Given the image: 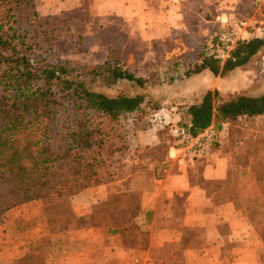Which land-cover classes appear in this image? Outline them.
I'll use <instances>...</instances> for the list:
<instances>
[{"label":"crops","instance_id":"crops-1","mask_svg":"<svg viewBox=\"0 0 264 264\" xmlns=\"http://www.w3.org/2000/svg\"><path fill=\"white\" fill-rule=\"evenodd\" d=\"M51 1L54 0H44V4ZM56 3L58 11L84 7L83 0ZM236 3L237 0H88L87 11L94 21L99 19L97 23L114 18L125 43L163 37L177 41L181 34L205 35L211 26L213 32L222 20L237 16L233 14ZM179 44L178 52L186 51L188 46ZM203 46L204 43L202 50ZM220 79L204 68L177 79L175 86L182 89L187 102H194L208 89L225 95L219 88ZM165 110L166 121L178 120L176 106ZM156 117L161 116L153 113L137 135H126L129 148L143 143L152 147V153H126L112 172L105 168L108 177L70 197L75 215H88L93 205L112 190L116 175L125 176L119 179L121 189L130 181L129 187L140 192L136 220L148 231L145 245H126L120 234L101 226L72 225L52 233L45 264H260L264 244L249 209L264 212V173L254 171L252 160L257 143L264 141V114L241 115L222 122L218 141L210 152L184 163L172 156L173 138L167 127L154 123ZM42 204L40 199H32L4 212L0 240L4 236L7 243H0V264H12L49 232ZM22 218L29 222L19 224Z\"/></svg>","mask_w":264,"mask_h":264},{"label":"trees","instance_id":"trees-1","mask_svg":"<svg viewBox=\"0 0 264 264\" xmlns=\"http://www.w3.org/2000/svg\"><path fill=\"white\" fill-rule=\"evenodd\" d=\"M35 3L0 0V223L12 206L32 199L47 203L100 183V170L127 147L123 141L145 100L142 93L110 95L92 89L76 74L74 61L49 59L57 27L38 14ZM263 47L264 36H250L238 42L223 63L201 53L193 72L207 68L224 75ZM88 71L106 86L119 79L140 86L144 82L117 56ZM177 110L175 123L192 133L212 121L219 129L222 122L241 115L264 114V91L224 97L208 89L198 101L185 102ZM139 197L138 190L126 185L110 191L81 216L88 220L78 226H101L122 239L130 237L133 243L123 240L126 245H145L148 231L136 220ZM93 209L100 213V223L91 220ZM259 214L262 218L256 220L249 212L264 244V212ZM40 246L33 244L12 264H45Z\"/></svg>","mask_w":264,"mask_h":264},{"label":"rangeland","instance_id":"rangeland-1","mask_svg":"<svg viewBox=\"0 0 264 264\" xmlns=\"http://www.w3.org/2000/svg\"><path fill=\"white\" fill-rule=\"evenodd\" d=\"M84 7L80 9L57 10L56 0L44 4V0H36L35 7L38 14L48 19L49 24L57 27V37L49 42V59H62L75 62V68L79 78H83L92 89L100 90L107 94L117 93L135 94L142 93L145 96L143 110L137 117V122L130 125L129 134H138L137 130L149 123L153 113L157 125L168 126L173 121H166L168 113L165 109L170 105L177 109L183 108L187 99L181 95V88H176L177 79H182L191 73L198 66V59L201 57L202 44L205 38L211 34L210 31L202 35H179L180 39L173 41L170 37H163L151 40H133L125 43L123 36L115 24L114 18L110 20L101 19L94 21L87 11L88 0H83ZM232 13L237 16H245L255 21L251 36H264V8H257L253 0H237L236 8ZM86 12V13H85ZM103 23L105 26L99 28L94 24ZM184 42L188 47L186 51L179 53L178 47ZM117 56L127 68L136 76L143 79L142 86L132 80L119 79L111 86L103 84L99 75L89 72L88 69L97 65L109 57ZM189 71L188 74L186 72ZM221 86L225 91L224 97L237 94L257 95L264 91V47L261 48L251 59L242 66L221 75ZM156 111V112H155ZM168 132V131H167ZM169 134V132H168ZM135 135V136H136ZM170 135V134H169ZM139 136V135H138ZM171 136V135H170ZM128 141V140H127ZM123 142H126L124 139ZM127 143V142H126ZM129 143V141H128ZM257 153L253 160L254 171L257 174L264 173V141H260ZM129 145V144H128ZM125 146V145H124ZM135 148V149H134ZM153 149L149 145H141L126 148L119 151L107 162L106 166L100 170L101 180L108 177L105 168L112 172L114 166L118 167L122 162V157L126 153L142 154L152 153ZM111 161L113 162L111 164ZM124 162V160H123ZM116 175L114 185L111 191L120 190V180L125 176ZM120 179V180H119ZM117 182V183H116ZM126 184L125 179L122 181ZM123 185V184H122ZM130 186V181L126 184ZM114 188V189H113ZM71 196H65L62 199L49 201L42 204V211L47 216L49 232L37 239L34 244L41 245L43 258L49 248H51L53 232L58 229H66L72 225L85 223L88 219L75 215L71 207ZM95 210V211H94ZM250 214L256 220H261V215L256 210L249 209ZM100 213L93 209L91 220L100 223ZM29 222L27 218L19 220V224ZM8 238V236H7ZM124 242L133 243L130 237L124 236ZM7 243L4 236L0 243ZM40 257L39 255L37 256ZM260 264H264V253L260 256Z\"/></svg>","mask_w":264,"mask_h":264},{"label":"built area","instance_id":"built-area-1","mask_svg":"<svg viewBox=\"0 0 264 264\" xmlns=\"http://www.w3.org/2000/svg\"><path fill=\"white\" fill-rule=\"evenodd\" d=\"M257 8H264V0H254ZM255 21L245 16H234L221 21L204 42L202 53L211 56L220 63L231 57L238 42L251 36ZM168 131L173 138L170 152L178 163L201 158L207 155L218 141L219 129L212 121L196 133L185 126L172 123Z\"/></svg>","mask_w":264,"mask_h":264}]
</instances>
